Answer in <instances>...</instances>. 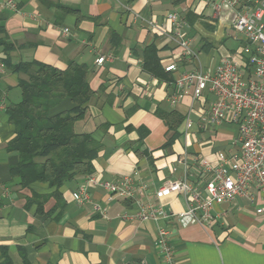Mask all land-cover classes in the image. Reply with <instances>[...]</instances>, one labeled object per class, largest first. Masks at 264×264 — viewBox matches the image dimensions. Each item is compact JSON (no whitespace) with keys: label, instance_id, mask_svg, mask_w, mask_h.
<instances>
[{"label":"crops","instance_id":"obj_1","mask_svg":"<svg viewBox=\"0 0 264 264\" xmlns=\"http://www.w3.org/2000/svg\"><path fill=\"white\" fill-rule=\"evenodd\" d=\"M8 1L16 5V11L4 6ZM56 6L78 10L83 21L76 26V17ZM170 12L188 25L189 13L202 17L190 27L196 59L182 58L172 39L157 36L146 27L144 21L151 20L169 28L166 16ZM212 16L211 0H0V22L14 46L9 53L13 64L39 62L63 70L73 61L90 68L88 82L94 96L85 117L74 123V131L88 134L101 145L92 163L93 174L105 181L134 177L146 186L144 194L149 199L167 183L186 177L200 200L208 201L197 163L186 169L182 162L186 157H204L216 164L219 152L229 155L239 150L235 124L226 120L215 127L199 116L200 108L204 111L213 101L212 94L205 91L194 108L189 93L171 106L172 82L143 69V52L149 45L156 48L163 71L169 64L176 65L170 72L172 78L203 69L200 56L209 57L213 49L200 51L199 40L216 42V50L224 46L219 43L221 38L230 40L224 28L218 26L211 33L202 25H211ZM64 28L68 35L61 32ZM237 47L239 44L225 55H232ZM100 57L105 58L102 65L95 62ZM218 62L208 58L206 71H213ZM24 78L7 71L0 75V99L7 106L20 100L17 83ZM71 108L72 102L65 99L50 115ZM158 111L175 112L182 121L169 129ZM13 137L14 126L0 112V264H24L22 257L27 264H165L154 241L163 222L140 221L133 200L107 202L105 192L93 186L88 189L90 201L76 205L72 193L85 176L64 184L60 201L48 199L41 213L35 205L27 207L32 192L49 195L53 189L38 183L21 188L11 179L10 167L18 157L8 153L6 145ZM94 204L105 214L94 212ZM161 205L174 215L187 210L180 194L163 198ZM260 208H264V200L256 193L252 204L243 198L231 204L212 203L206 225L183 227L173 217L169 240L178 264H264V213H256ZM196 212L201 216L204 211Z\"/></svg>","mask_w":264,"mask_h":264},{"label":"built area","instance_id":"obj_2","mask_svg":"<svg viewBox=\"0 0 264 264\" xmlns=\"http://www.w3.org/2000/svg\"><path fill=\"white\" fill-rule=\"evenodd\" d=\"M4 6L16 11V5L8 1ZM214 24L227 31V37L239 42L241 49L230 56L219 59L213 71L202 68L180 73L174 82V92L168 97L171 106L178 104L183 96L190 94V107L200 104L204 92L213 95V101L204 111H199L209 125L218 126L224 121L238 127L236 142L240 145L237 153L227 155L219 152L217 162L212 164L206 159L186 157L182 164L186 169L192 162L198 165V175L208 194V201H201L199 192L188 178L169 182L153 193L152 198L145 197L146 186L134 177L122 176L115 181L101 180L97 175L85 176V181L72 193V201L83 205L90 201L89 187H98L105 192L107 202L117 199H131L136 205V217L140 221H162L158 229L155 246L165 264H178L175 251L170 244L173 217H177L179 226L186 227L195 223L209 224V209L214 204H231L239 198L254 203L257 195L264 200V0H211ZM169 28L145 20V25L157 36L174 41L180 49V56L187 60L197 58L190 38L191 28L175 12L166 16ZM61 32L69 34L64 28ZM105 58L95 62L102 65ZM165 72L176 70L175 64L164 68ZM6 71L0 61V75ZM6 103L0 99V112L6 110ZM191 167V166H190ZM172 194L183 195L187 210L174 215L161 205V200ZM140 195V197H137ZM203 215L199 216L197 210ZM94 212L104 215L105 210L99 204L93 205ZM263 214L264 208L256 210Z\"/></svg>","mask_w":264,"mask_h":264},{"label":"trees","instance_id":"obj_3","mask_svg":"<svg viewBox=\"0 0 264 264\" xmlns=\"http://www.w3.org/2000/svg\"><path fill=\"white\" fill-rule=\"evenodd\" d=\"M64 14L76 17V26L83 21L78 10L56 6ZM189 26L202 21V17L189 13ZM212 33L214 27L202 22ZM4 28L0 22V61L9 73L24 75L17 87L20 100L9 104L4 111L9 122L14 126V137L6 145L8 153L18 157L16 164L10 167L12 180L21 188L33 184H44L53 189L49 195L32 192L27 200V207L36 206L37 213L43 210V204L50 198L60 201V188L78 176L94 173L93 161L97 158L101 145L88 134H77L74 123L83 119L87 107L94 96L89 87L90 68L70 61L65 69L60 70L39 62L13 64L9 53L14 49L7 41ZM200 51L216 50L214 41L202 38ZM220 40L219 43H223ZM241 45L237 48L238 51ZM143 69L157 77L174 84L176 78L165 72L159 65L156 48L149 45L143 52ZM70 99L73 108L70 111L50 115V110L63 100ZM169 129H175L182 117L175 112H157ZM27 264L25 257L21 259Z\"/></svg>","mask_w":264,"mask_h":264},{"label":"rangeland","instance_id":"obj_4","mask_svg":"<svg viewBox=\"0 0 264 264\" xmlns=\"http://www.w3.org/2000/svg\"><path fill=\"white\" fill-rule=\"evenodd\" d=\"M211 25H212V27H214L215 29H216V27H218V25H216V24H214L213 22H211ZM210 25V26H211ZM222 40L224 39V38H221ZM228 39H224V42L222 43L224 46H220V48L218 49V50H212V52L209 54V57L208 56H206V55H201L200 56V59H201V63H202V65L203 66H201V67H203V69L204 70H206V69H208L207 68V61H208V58H213L215 61H217V60H219L220 59V57H223V56H226L225 54L227 53V51H229V48H234V47H236V46H238V44L239 43H236V42H234L232 39H230V40H228ZM216 43V42H215ZM218 43V42H217ZM218 45H216V47H217ZM238 48V47H237ZM237 50V49H236ZM207 64V65H206Z\"/></svg>","mask_w":264,"mask_h":264}]
</instances>
